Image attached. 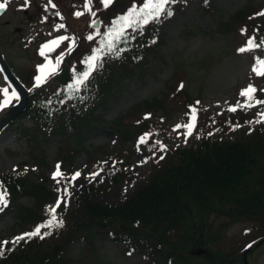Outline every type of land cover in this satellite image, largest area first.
Masks as SVG:
<instances>
[{"label":"trees","instance_id":"trees-1","mask_svg":"<svg viewBox=\"0 0 264 264\" xmlns=\"http://www.w3.org/2000/svg\"><path fill=\"white\" fill-rule=\"evenodd\" d=\"M126 1L125 5L130 0ZM186 1L176 0L168 7L174 13ZM198 1L204 10L210 11L207 0ZM120 2L116 0L112 10H107L106 18L110 17L109 12L120 13L123 9H119ZM252 14L248 10L224 26L229 31L251 26L264 28L260 25L261 17ZM160 21L150 22L139 31L127 30L129 38L118 44L119 56H113L114 65L124 76H131L135 67H140L141 60L155 51ZM101 65L79 92L68 89L73 82L68 70L63 69L54 84L58 93L49 86L45 89L46 97L40 93L30 98L29 106L20 118H31L33 126L19 125L16 129L29 142V156L36 164L39 162L34 152L40 140L60 135L62 144L58 147V161L63 170L68 169L73 156L80 151L77 146L81 145L84 132L89 130L92 122H102L95 111L110 95L112 86L108 81L115 80L116 75L114 70L110 71L111 67L105 63ZM106 70L109 78L105 76ZM174 80L175 83L166 87L159 98H151L145 106H138L128 116L110 123L120 141L115 147L97 149L100 153H116L117 159L128 163L126 142L131 137H145L143 151L152 166L147 184L139 187L121 205L103 206L94 202L95 185L100 178L103 176L116 183L122 172L98 164L89 150H83L91 173L99 172L95 183L82 188L79 185L71 208L61 205L57 209L64 222L62 227L42 229V232L51 233L43 239L37 236L25 238L15 245L8 244L0 256V264H54L57 256L67 251L72 242L83 239L93 244L106 236L117 241L140 243L154 264H190L194 259L191 250L211 241V235L207 233L212 225L208 223H212L210 220L220 207V213L227 212L231 220H259L260 227L264 228V127L237 130L236 125L251 124L247 123L251 118L241 111L223 120H201L192 145L171 150L169 159L158 167L156 155L160 145L156 142L162 143L159 140L162 129L152 115L159 109L168 114L179 107L186 108V103L191 102L186 91L176 89L177 75ZM228 136L230 138L226 140ZM0 185L7 189L13 204L23 195L32 197L35 202L27 209L18 204L13 206L16 227L20 228L21 234L31 232L37 224L48 219L46 208L49 203H54L55 193L40 183H28L18 173L0 174ZM208 259L207 264H226L233 260L243 264L235 251L227 255L216 253Z\"/></svg>","mask_w":264,"mask_h":264},{"label":"rangeland","instance_id":"rangeland-1","mask_svg":"<svg viewBox=\"0 0 264 264\" xmlns=\"http://www.w3.org/2000/svg\"><path fill=\"white\" fill-rule=\"evenodd\" d=\"M30 0L27 8H21L23 0H10L6 7L5 13L0 17V51L4 54L10 68L16 73L22 83L24 74L21 69L31 68L35 64L36 59L32 52L33 48H26L28 41L31 40L32 34H37L40 38V33L45 32L46 37L42 40L45 44L50 40L57 39L60 36H66L69 39L60 44L53 51L54 55L65 53L71 46L75 38H81L80 42L84 41L89 36V31L93 27L88 22L90 13L103 10L101 0H91L90 7L92 12L82 11V15L77 16L79 20L73 23L69 13L58 11V5L64 4L66 0H57L58 5L53 7L49 4V0ZM35 2L40 4V16H38L37 24H33L29 20V16L34 12ZM64 2V3H63ZM264 3V0H213L215 7L214 14L203 13L196 3L189 4L183 12L175 15L168 20L161 29L162 44L159 46L156 54L150 55L142 68L137 70L131 76L120 77L112 85L110 95L103 100V104L97 108L95 115L102 122H92L89 126V131L85 132L81 145L77 146L80 152L74 156L71 167L81 173L80 178L70 184V195L64 196L63 182L68 179H63L60 184H57L52 179V172L56 168L58 147L62 144L59 136H51L47 140H41L38 149L34 152V156L38 158L41 175L46 178L43 182L48 189H54L57 196L62 197L67 201V206L71 205V190H75L74 183L76 181H84L88 183L90 176L87 172L88 163L87 156L83 150L91 149L94 159L99 160L103 164H109L112 167H121V163L116 161L113 155L94 153L99 147H109L115 145L118 141V135L112 131L110 123L118 121L122 117H126L132 113L138 106L143 107L146 103L165 88L167 82L172 78V75L179 67L187 76V86L191 94L195 97L196 93L201 92L204 106V115H210L213 112H219L220 116L229 114L230 107L236 106L237 101L244 102V97L240 96L242 89L249 84L257 88L258 93L264 94V80L253 76L251 71L254 62V56H237L232 52L234 44V36L232 31H229L224 26L231 20L235 19L239 14L253 8L256 5ZM51 11L52 20H46L42 16L43 10ZM67 7V6H66ZM83 3L79 8H83ZM68 9V8H66ZM28 10L27 14L24 11ZM69 10V9H68ZM58 13V14H57ZM64 19H61V18ZM70 21V23H69ZM64 27H55L57 25ZM81 26L83 30L73 32L72 28ZM80 27V28H81ZM57 28V29H56ZM54 32V33H53ZM53 33L52 35H48ZM68 41H70L68 43ZM101 42V41H100ZM92 47L87 45L86 49ZM65 57L62 56L63 60ZM46 61L40 60L37 65L43 64ZM52 63L53 59H52ZM18 71V72H17ZM6 87L2 75L0 73V88ZM1 98V97H0ZM20 99H15L10 109L15 106ZM259 106L253 108H242L247 113L253 115L254 126L263 123H256L260 117L257 113L260 111ZM264 106V105H263ZM9 110L1 113L0 117L7 116ZM18 115L11 118L14 120ZM157 119L162 118V112H158ZM10 120V121H11ZM9 121V122H10ZM185 124L186 118L183 113L175 112L166 122V130L171 134H180L177 139L171 138L165 134L163 140L172 147H186L190 138H185L186 129L181 128L174 131L176 124ZM26 125L31 126V122L27 121ZM2 126L0 130L3 128ZM135 141L130 140L129 146H133ZM140 144L133 146V153L129 158V164L123 168L125 177L116 185L109 186L105 181L97 184V192L94 200L100 204H116L123 203L130 195L141 185L147 181L151 168L150 165L139 150ZM29 144L19 137V135L11 128H6L3 133H0V171L10 172L15 170L20 165H26L24 172L27 173L30 181L36 179L34 170V160L29 156ZM163 156V159L160 157ZM168 158V149L160 151L158 160L162 163ZM70 179L69 175H66ZM57 189H60L58 192ZM20 205L22 208H32L35 202L32 197L24 196L17 200L14 205ZM1 211V210H0ZM221 207L214 216L211 224L212 229L207 233L211 241L206 243V250L212 249L213 255L216 253L226 255L227 250H232L238 245V241L250 231L247 223L239 220H231L227 212L220 213ZM15 213L12 209L0 212V236L5 238L20 231L16 227ZM255 225V222H252ZM223 226L221 229L220 227ZM215 227V228H214ZM214 228V230H213ZM218 228L220 231H217ZM217 229V230H216ZM246 237V236H245ZM95 247H89L85 242L76 240L71 247L64 253L57 256V261L54 264H147L145 255L137 248L125 254L122 243H116L108 237L99 240L93 244ZM200 253V254H199ZM198 256L190 261V264H207L206 260L210 261V256L203 255L198 251ZM247 264H264V242L258 244L256 248L247 256ZM226 264H237V261H231Z\"/></svg>","mask_w":264,"mask_h":264},{"label":"snow or ice","instance_id":"snow-or-ice-1","mask_svg":"<svg viewBox=\"0 0 264 264\" xmlns=\"http://www.w3.org/2000/svg\"><path fill=\"white\" fill-rule=\"evenodd\" d=\"M113 0H102V3L105 7H108ZM176 0H142V3L139 5H133L130 7L126 14L121 15L116 20L112 22V27L108 30L107 33L104 34L105 38L100 42L99 48H94L92 54L88 56L84 60V64L86 65L85 70L82 73L76 75L73 79V83L68 85V89L73 92H79L82 87H86V81H88L91 74L99 67H101L100 61L102 60L103 55L105 54H115L117 57L119 56L120 49L118 48V44L125 39H128L127 30L132 29L133 31H139L144 28L145 25L149 24L153 21H159L163 15L171 16L173 13L171 9L168 7L170 4L175 3ZM10 0H0V11H4ZM30 0H23V4L20 5L21 8H27L29 6ZM91 0H85V10L88 12H92L90 7ZM49 4H52V0H49ZM55 7L54 4H52ZM58 14V13H57ZM77 16L82 15L83 13L77 12L75 13ZM94 15L95 13L92 12ZM258 16H264V11L257 13ZM60 27H64L60 25ZM247 31L246 28L241 29V34H245ZM69 38L66 36H60L57 39L50 40L45 44L40 46L39 55L45 58L46 63L37 65V72L39 73L35 77V86L39 87L41 84L47 82L48 79L52 75L56 73L58 70L59 63L62 59L61 57L56 58L55 64H53L50 60H48L47 54L55 51L57 47L60 46L62 42L68 40ZM87 39L92 40L93 37L89 35ZM258 49H264V39H260L257 42V38L255 36H250L247 38L245 45L238 48L237 51L239 53L251 52ZM251 71L254 75L264 77V57H254V62L251 67ZM183 87V85H181ZM264 91V89H262ZM257 92V88L251 84H249L246 88L242 89L240 92V96L244 97V102L241 103L237 101L236 106L230 107L229 111H236L237 107L243 108H253L257 105H264V100H260L256 97L255 93ZM0 109L6 107L13 100L19 99L17 92L14 89L9 87L0 88ZM260 117L259 120H256V123H264V110H261L257 113ZM145 118H148L147 116ZM195 109L191 110V115L188 123L185 124H176L174 131L184 128L186 132L184 133L185 138L192 134V130L195 128ZM253 121H247V123H252ZM240 125H236L235 127H239ZM211 135V133H210ZM141 144L146 142L145 137H141ZM156 144L160 145V150L163 151L166 149V146L160 144L159 141ZM163 159V156L160 157ZM81 175L80 172H75L71 178L64 177V174L60 171V165L57 164L55 170L52 173V179L60 184L63 179H68V182L71 183L79 178ZM93 178L99 173H91ZM59 192L60 189H57ZM64 196L67 197L70 195L67 187L63 189ZM8 196L7 189L0 185V205L7 206ZM67 206V201L62 197L58 196L54 205L48 206L46 208V212L48 213V219L37 224L31 232H26L21 234L20 236L14 237L12 241H0V256L4 254L6 246L11 243L13 245L18 244L25 238L32 237H40L44 238L46 235H50V232H42V229H52L53 227H62L63 220L57 214V209L61 207V205ZM247 247H251L248 245ZM7 250H11L10 248Z\"/></svg>","mask_w":264,"mask_h":264},{"label":"water","instance_id":"water-1","mask_svg":"<svg viewBox=\"0 0 264 264\" xmlns=\"http://www.w3.org/2000/svg\"><path fill=\"white\" fill-rule=\"evenodd\" d=\"M5 72L7 73V75H8L12 80H14V79L12 78L10 72L8 71V69L5 68ZM27 103H28V97L25 95V93H24V94L21 93V102H20L19 106L15 109V111H16L15 113H18V112H20L22 109H24L25 106L27 105Z\"/></svg>","mask_w":264,"mask_h":264},{"label":"bare ground","instance_id":"bare-ground-1","mask_svg":"<svg viewBox=\"0 0 264 264\" xmlns=\"http://www.w3.org/2000/svg\"><path fill=\"white\" fill-rule=\"evenodd\" d=\"M211 251H212V249H209V250L203 251V253H204V255L208 254L206 256H209L212 253Z\"/></svg>","mask_w":264,"mask_h":264}]
</instances>
